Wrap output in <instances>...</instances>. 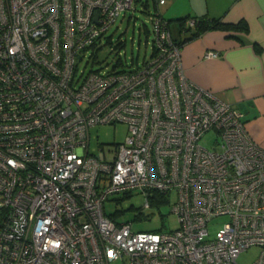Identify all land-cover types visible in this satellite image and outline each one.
I'll return each mask as SVG.
<instances>
[{
    "label": "built area",
    "instance_id": "1",
    "mask_svg": "<svg viewBox=\"0 0 264 264\" xmlns=\"http://www.w3.org/2000/svg\"><path fill=\"white\" fill-rule=\"evenodd\" d=\"M165 1L154 0L146 60L78 73L135 0H0V264H237L252 246L264 264V147L186 78ZM119 122L125 140L91 152L90 127ZM209 130L212 149L200 143ZM172 190L169 231L104 211L117 193L139 191L147 206Z\"/></svg>",
    "mask_w": 264,
    "mask_h": 264
},
{
    "label": "crops",
    "instance_id": "2",
    "mask_svg": "<svg viewBox=\"0 0 264 264\" xmlns=\"http://www.w3.org/2000/svg\"><path fill=\"white\" fill-rule=\"evenodd\" d=\"M158 10L177 41L193 30L180 28L177 18L207 15L223 23L246 22L247 31L212 29L183 40L180 66L189 81L238 110L247 131L264 147V0H166ZM208 51L217 55L205 57Z\"/></svg>",
    "mask_w": 264,
    "mask_h": 264
},
{
    "label": "rangeland",
    "instance_id": "3",
    "mask_svg": "<svg viewBox=\"0 0 264 264\" xmlns=\"http://www.w3.org/2000/svg\"><path fill=\"white\" fill-rule=\"evenodd\" d=\"M148 6L143 10L140 2H134L131 9L125 11L123 16L107 30L106 36L110 42L105 44L102 51H98V63H91L85 59L78 64V73L81 70L87 72L90 69L103 65L116 66L117 69L131 68L146 60L151 52L152 29L150 14L156 10L153 0H147ZM172 23L176 21L171 20ZM128 133L125 123L100 124L89 129L90 151L96 152L98 146L121 143ZM217 135L214 130L205 132L200 143L212 149L216 146ZM148 205L144 206L145 196L134 191L129 194L117 193L104 201V211L111 215L117 222L131 221L132 228L140 231H169L177 226L176 218L171 211L172 204L176 201V192L159 197L158 193L150 192ZM227 220L224 216L212 218L207 228L209 235ZM257 246L249 247L241 251L237 256V264H252L259 253ZM111 264H117L113 262Z\"/></svg>",
    "mask_w": 264,
    "mask_h": 264
},
{
    "label": "trees",
    "instance_id": "4",
    "mask_svg": "<svg viewBox=\"0 0 264 264\" xmlns=\"http://www.w3.org/2000/svg\"><path fill=\"white\" fill-rule=\"evenodd\" d=\"M135 2H140V5H142V7L143 6L145 7V3L147 2V0H135ZM188 19L193 20V25L187 24ZM177 21L179 22L180 28L182 29H187L186 25L193 28L192 33L190 34L188 38H184L182 39V41H177L176 39H173L177 43L178 46H180L182 42H184L185 40L196 37L199 34L207 30H212V29H221V30H229V31H237V30L247 31L248 30L247 24L243 20H240L236 23H223L219 19L207 16V15H203L200 17H191V18L181 17V18H177ZM97 53L95 49V51L93 52V56L97 55ZM158 195L161 198L164 196L162 194H158Z\"/></svg>",
    "mask_w": 264,
    "mask_h": 264
}]
</instances>
